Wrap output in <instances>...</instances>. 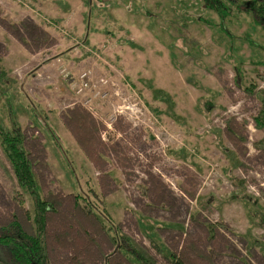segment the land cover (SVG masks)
Instances as JSON below:
<instances>
[{
    "label": "rangeland",
    "instance_id": "obj_1",
    "mask_svg": "<svg viewBox=\"0 0 264 264\" xmlns=\"http://www.w3.org/2000/svg\"><path fill=\"white\" fill-rule=\"evenodd\" d=\"M229 1L0 0L49 264H140L131 245L156 264H264V30ZM14 219L36 233L0 147V226Z\"/></svg>",
    "mask_w": 264,
    "mask_h": 264
},
{
    "label": "trees",
    "instance_id": "obj_2",
    "mask_svg": "<svg viewBox=\"0 0 264 264\" xmlns=\"http://www.w3.org/2000/svg\"><path fill=\"white\" fill-rule=\"evenodd\" d=\"M205 2L210 3L207 6L208 8H216L217 0H205ZM230 4L235 5L237 8L243 6L245 8L244 12L249 13L253 20L262 26L264 30V0H239L238 3L234 4L231 1ZM223 6L220 15H222L224 23L225 17L228 18L230 11L225 5ZM222 27L225 28L224 24H222ZM4 83L10 85V80L7 81L5 73L0 72V147L12 166L22 193L32 199L35 210L36 233H27L17 219H14L6 226H0V264H49L45 237L46 215L50 205L42 197L40 186L25 147V138L18 114L11 103L12 94L10 90L3 88ZM258 95L264 106V90L258 92ZM2 107L6 108L5 113H3ZM37 117L41 121V127L52 134L48 119L43 115H37ZM255 121L259 128L264 127V110L261 111L260 116ZM127 242L131 245L128 240ZM260 245H262L264 250V243ZM131 246L133 248L131 249V254L134 255L136 262L140 264H156L151 258L138 251L136 247ZM154 246L159 249L158 246ZM126 248H128L126 245L120 244V249L125 250ZM166 254L168 259L175 264H183L175 254H168V252Z\"/></svg>",
    "mask_w": 264,
    "mask_h": 264
}]
</instances>
